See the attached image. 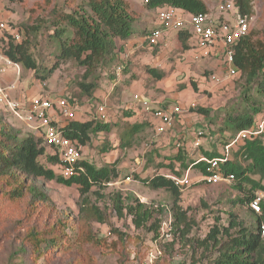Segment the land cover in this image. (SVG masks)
Masks as SVG:
<instances>
[{"label": "rangeland", "instance_id": "obj_1", "mask_svg": "<svg viewBox=\"0 0 264 264\" xmlns=\"http://www.w3.org/2000/svg\"><path fill=\"white\" fill-rule=\"evenodd\" d=\"M7 1L5 3L6 13H11L10 15L13 17L11 19L14 23H17L22 29L25 26L39 28L36 34L29 37L31 52L39 65L38 71H29L19 65L21 68L20 79H26L30 83L27 90L35 87L37 93L52 99H57L66 94L73 95L79 101L77 103V118L79 119L80 116L82 120L95 119L98 106L101 103L108 104L109 122L113 124V130L101 137H92L90 144L83 148L84 159L95 167L101 168L107 164H115L118 169V179L114 180L112 185H105L102 189L93 188L89 195L91 202L103 209L106 208L105 210L108 212V224L91 222L97 238L106 239L108 244L117 241L118 237L112 233L110 227L116 226L124 229L123 223L126 227L127 222H129L127 220L125 222L116 221V214L109 206V204L112 205L110 195L117 191H121L123 194L131 192L138 199L145 200L150 205L161 204L169 207L172 203V196L168 191L152 190L145 183V180L158 175L170 176L174 172L180 173V177L188 174V170H183L178 163L175 164L173 161L176 155V148L173 144L174 137L183 135V147L189 148L193 136L191 133L196 128L203 127L206 128L205 138L217 137V140L212 139L209 145L218 147L216 149H219L218 152H220L223 146L227 144V139H223L222 134L226 131L231 133V130H226L229 116L240 115L246 112L249 107H254L259 111L254 116L255 120L259 121L264 118V96L257 93L256 87H253L246 95L243 86L245 84L241 75L230 81L215 82L214 76L221 69L215 62L217 58L203 56V58L197 59L193 56L191 60L186 57L188 56L186 53L181 54L177 51L175 36H170L160 48H150L142 41L143 45L135 53L130 54L128 62L125 63L127 73H123L119 83H115L114 78L104 76L105 69L101 68L97 72L98 89L93 98L82 96L79 83L83 79L85 69L75 61H68L59 65L57 40L51 36L56 31L53 22L57 21L62 26L65 25L61 21L60 15L81 11V9L88 10L85 5L86 0H10L8 3ZM124 1L130 6L136 18V35L144 36L140 32L149 31L153 27L156 21V12L147 8L146 0ZM219 2L206 0L210 11H214ZM251 2L254 7V15L250 26L252 31L256 33L255 38L262 39L264 37V0H251ZM54 10L56 14H53ZM213 13H216V9ZM69 35L71 36V32ZM124 52L126 51L124 50ZM150 68L165 71L166 77L162 81H156L147 72ZM92 81L95 80L92 79ZM137 92L146 93L153 100H160L167 107L180 106L184 110L182 115L188 116L187 121L184 126L179 123L174 131L164 135H158L156 127L152 126L151 122L150 127H146L144 131L133 138L131 147L120 149V139L128 125L147 122L145 117L140 114L139 107H134L136 106L133 103L134 95ZM12 102L19 104L16 97L12 99ZM11 113L13 115L10 117L8 113L0 110V116L5 123L19 131L24 137L30 135L32 132L23 119L25 117L23 112H18L22 120L18 113L14 111ZM184 116L182 118L183 123ZM34 122H31L32 125L35 124ZM185 126L186 130H184ZM223 129L224 131H222ZM210 131H214V135H211ZM204 142H208V139H205ZM104 148H107L108 151L104 152ZM205 151L207 152L206 148L203 147L199 152L188 156L190 166L191 162L199 157L201 152L204 153ZM49 153L50 151L41 158V163L47 168L52 167L48 161V157L51 155ZM137 159H139L140 165L136 164ZM172 164H175L174 172L169 168ZM54 170L59 174L57 168ZM198 176V171L192 168L189 179ZM253 177L256 180L259 179L258 176ZM127 178H130V181H127ZM27 184L35 186L38 190L45 189L50 198L48 205L52 207L53 211L51 213L43 211L44 220L38 228H43L45 221H47L46 225H53L56 221H65L68 223L66 231L74 241L78 235L80 187H67L56 181L43 179H32ZM237 185V180L230 184L211 186L202 183L195 184L194 182L191 187L182 191L181 206L196 223L187 239L203 240L215 225L224 228L229 227L230 221L233 220L231 215L236 217L237 223L241 222L245 227L255 226L256 220L249 206L239 204L238 200L247 195H260L261 191L253 192L251 187L246 184L240 190ZM98 194L104 196L101 198ZM261 195L264 197V193ZM31 197V194L27 196L28 199ZM27 198L20 204H14L8 208H6L7 204L4 200H0V210L3 211L1 214L3 222L0 227V264H77L85 253L95 257L99 264H130L131 260L128 257L130 255L133 257L135 251L140 252V243H145L147 240L145 233L133 231L128 227L127 233L130 234L131 238L126 249L121 248L113 251L112 248H107L99 250L92 244L75 245L70 251L61 254L56 253L47 261L46 259L39 260L36 257H30V259L27 255H20L19 253L16 255L20 242L17 220L22 215V208L28 205ZM261 235L264 239V234L261 233ZM183 244L184 249H186L188 244L185 241ZM201 253L202 251L197 254L196 258L200 257ZM213 253L214 250H211L205 255L212 260L215 255ZM176 261H180L181 264H192V252L183 250V253L180 252L177 256ZM207 261L209 260H206L205 263Z\"/></svg>", "mask_w": 264, "mask_h": 264}, {"label": "trees", "instance_id": "obj_2", "mask_svg": "<svg viewBox=\"0 0 264 264\" xmlns=\"http://www.w3.org/2000/svg\"><path fill=\"white\" fill-rule=\"evenodd\" d=\"M232 1L235 10L243 16H247L252 22L254 7L251 0ZM85 5L88 10L81 9V11L60 15L61 21L65 25L62 26L57 21L53 22L56 31L51 37L57 40L59 65L75 61L85 69L79 88L82 96L93 98L98 89L97 72L101 68L105 69L104 76L114 78L115 82L118 78L116 75L118 68H121V74L127 73L125 63L128 62L130 55L124 52L121 42H126L136 35V18L124 0H86ZM146 6L151 11L166 6L173 7L183 11L186 15L210 12L206 0H151L146 3ZM53 14H56L55 10ZM10 21L13 22L14 27L20 30L23 39L19 44H14L11 39L9 41L2 40L0 53L10 62L20 65L26 70L38 71L39 65L31 52L29 37L36 34L39 28L25 26L22 29L12 19ZM69 32H71V36ZM140 33L145 36L148 31ZM178 36L181 50H187L190 33L179 31ZM255 36L256 33L252 31L251 27L249 35L243 38L236 48L235 60L244 80V93L247 95L253 87H256L257 93L264 96V37L258 39ZM147 72L156 81H161L166 77L163 71L148 69ZM92 79L95 81L93 82ZM65 97L70 98L69 101L72 103L79 102L78 98L69 94L59 98ZM200 111L203 112L202 109ZM258 113V109L249 107L246 112L240 115L229 116L226 130H231V133L236 135L240 131L251 128L255 123L254 116ZM146 127H150V123L146 121L128 125L120 139V149L131 147L133 138L144 131ZM112 130L113 124L109 121L101 122L96 118L92 120L77 118L64 128V135L84 148L90 144L92 137H101L105 133L109 134ZM31 132L30 135L22 136L19 131L5 123L0 116V200H4L7 204L6 208H8L14 204H20L29 194L32 196L30 199L27 198L28 205L22 208V215L17 220L20 242L16 255L19 253L27 255L28 258L36 257L39 260L46 259L47 261L56 253L70 251L75 245L92 244L99 250L126 249L131 238L127 233V229L130 227L133 231L137 230L147 236L145 243H140V252L135 251L136 262H132L131 255L128 257L131 260L130 264H138L152 250L148 246V240L160 237L163 223L172 215L173 240L159 244L162 256L157 261L158 264H181L176 259L180 252L183 253V250L192 252V264H264V239L261 235V227L264 226V199L261 203L260 214H254L251 211L256 220L254 227L248 228L241 222L237 223L236 217L231 215L233 220L230 221L229 227L215 225L205 239L191 240L187 237L196 223L181 206L182 191L171 179L162 175L145 180V183L152 190L168 191L172 196V203L169 207L161 204L142 203L131 192L123 194L121 191H117L110 195L112 200V205L109 204L110 209L112 208V211L115 212L117 222H125V220L129 222L126 227L123 223L125 230L116 226L110 227L112 233L118 236L117 241L108 244L106 239H98L91 222L108 224V212L105 210L106 208L103 209L91 202L89 195L93 188L102 189L105 185H112V182L119 176L117 167L115 164H107L97 168L84 159L79 164L84 171L70 179H65L54 170L58 169L61 163L58 151L47 148L41 135H37V131V134L34 131ZM48 151L51 154L48 155V161L52 165L50 168L41 163L42 156L47 155ZM103 151L107 152L108 149L104 148ZM205 155L209 158L219 156L217 152L205 153ZM149 161L151 162V160ZM173 161L179 163L183 170H187L190 166L188 156L181 150L175 155ZM197 167L200 170L205 169L203 164H199ZM169 168L174 172L175 164L170 165ZM223 168L224 171L235 175L238 189L242 190L243 185L246 184L251 187L253 192L264 193V141L255 139L245 142L239 147L235 159L226 163ZM174 174L180 176L178 172H174ZM253 176H258L259 179L256 180ZM32 179L56 181L67 187H80L79 226L78 235L74 241L66 231L68 223L65 221H56L53 225H46L47 221H45L43 228H38L44 220L43 211L51 213L53 210L48 205L50 198L45 189L38 190L35 186L27 184ZM98 196L102 198L104 195L98 194ZM254 197L255 194L247 195L239 199L238 203L248 205ZM2 212L0 210V227L3 222ZM22 230L24 231L22 232ZM234 230L236 232H233ZM184 241L188 244L186 249L183 246ZM211 250H214L213 254H215L212 260L205 255ZM200 251H202L200 257L196 258ZM185 260H187L186 257ZM206 260L209 261L205 263ZM77 264L99 263L95 257L85 253Z\"/></svg>", "mask_w": 264, "mask_h": 264}, {"label": "built area", "instance_id": "obj_3", "mask_svg": "<svg viewBox=\"0 0 264 264\" xmlns=\"http://www.w3.org/2000/svg\"><path fill=\"white\" fill-rule=\"evenodd\" d=\"M6 1L0 0V42L11 39L14 44H19L23 36L20 30L12 25L13 22L7 18ZM150 1L146 0V3ZM218 1L220 2L215 8L216 13L210 11L205 14L186 15L183 11L173 7L166 6L158 9L156 13L157 26L147 35V45L150 48L161 45L165 36L170 31H188L191 36L189 40L192 42V48L198 53L197 57L213 56L219 59L223 68V75L215 76V82L219 83L235 79L239 75V70L235 66L236 48L239 42L249 35V18L235 10L232 0ZM0 58L5 60L8 65L12 64L1 53ZM13 65L19 70V65ZM116 75L120 77L121 68L117 69ZM12 88L4 89L0 87V105H6L16 112L19 109V104L13 103L8 93V90ZM69 100L70 98L68 97L52 99L38 95L30 101V106L24 115L25 117H23L31 128V122L35 121L34 123L38 124L36 130L40 132L47 148L58 151L61 163L57 170L60 176L65 179H70L84 171L79 166L80 162L84 160L83 148L64 135V128L69 122L77 119L78 104L76 102L72 103ZM135 100L142 102L143 112L149 116V121L154 123L159 135L171 130L182 114L180 106H176L171 110H165L163 108L154 109L149 105L148 101L141 100L137 95L135 96ZM107 107L105 103L98 106L96 119L101 122L108 121L109 113ZM197 135L199 138L195 143L196 148L200 146L201 137L204 136L202 128L198 129ZM258 136H264V121L249 130L242 131L235 142L253 139ZM230 146L232 144L228 145L226 149H229ZM203 160L207 162L208 166L205 175L202 176L200 181L213 185L221 182H229L234 179L233 175H225L221 168V164L226 161V156L223 159ZM173 179L178 185H190L188 178H184L183 180ZM127 181H130V178H127ZM260 200V198H257L250 203L251 209L256 213L261 211ZM172 222L173 220L170 216L162 225L160 237L148 240V246L152 250L138 264H158L157 261L162 256L159 244L173 240ZM133 255L131 260L132 262H136L137 255L136 253H133Z\"/></svg>", "mask_w": 264, "mask_h": 264}, {"label": "crops", "instance_id": "obj_4", "mask_svg": "<svg viewBox=\"0 0 264 264\" xmlns=\"http://www.w3.org/2000/svg\"><path fill=\"white\" fill-rule=\"evenodd\" d=\"M154 12H156L157 13V10L156 11H154ZM155 13V14H156ZM11 14V13H10ZM9 13L7 14V18H9V20H11V15H10ZM13 18V17H12ZM157 26V24H156V21H155V23L153 24V27L148 31V34L150 33V31L151 30H153L155 27ZM147 34V35H148ZM178 34H179V32H177V31H170L166 36H165V40L163 41V43L165 42V41H168V39H169V37L170 36H175V38H176V43H177V51L179 52V53H181V54H185L186 53V55H188V56H186V57H188V58H190L191 60H192V58H193V56H195V58H197V59H200V57H197L198 56V53H196V50L194 49V48H192L193 47V45H192V42L189 40L188 42H187V44H188V49L187 50H181V44H180V40H179V36H178ZM147 35H145V36H138V35H134L130 40H128V41H126V42H121V45H122V47L124 48V50L127 52L126 54H132V53H135V51H137L138 49H139V47L141 46V45H143V43H142V41L147 45V43H146V37H147ZM162 43V44H163ZM161 44V45H162ZM161 45H159V46H157V47H154V48H160V46ZM148 46V45H147ZM149 47V46H148ZM123 53V52H122ZM193 53V54H192ZM123 55V54H122ZM215 62L217 63V65H219V60L217 59V60H215ZM14 63H12L11 65H8L6 62H5V60H3V59H1L0 58V87L1 88H4V89H9L10 87H13L12 89H10V90H8V93H9V96H10V99L12 100L13 98H17L18 100H19V109H18V111H17V113L20 111V112H23V115H25L26 114V111H27V109L29 108V106H30V101L34 98V97H36V96H38V95H41V93H37V91H36V89H35V87H32L30 90H27V86L30 84V83H28L27 82V80L25 79V80H21L20 79V74H21V68H20V66H19V70L13 65ZM150 69H152V68H150ZM156 70V69H155ZM157 71H159V70H157ZM164 73H165V71H163ZM166 74V73H165ZM122 75L123 74H121V76L120 77H118L117 78V80H116V82L115 83H119L121 80H122ZM26 81V82H25ZM162 81V80H161ZM159 82V81H158ZM114 83V84H115ZM39 92V91H38ZM139 96L140 98H141V100H143V101H148L149 102V105L151 106V107H153L154 109H156V108H163V109H167V110H169V109H173V107H175V106H170V107H167V106H165L164 105V103H162L160 100H153L149 95H147L146 93H143V92H137V94L135 93V95H134V104L136 105V106H134V107H139V112H140V114L142 115V116H144L145 117V120H149V119H147L149 116L148 115H146V113H144L143 112V110H142V102H140V101H136L135 100V96ZM145 95V96H144ZM18 102V101H17ZM18 104V103H17ZM108 105V104H107ZM24 107H26L25 109H26V111H24L25 109H23ZM0 110L2 111H4L5 113H8L9 114V116L11 117V115H13L11 112H13V110L11 109V108H9V107H7L6 105H0ZM184 111V110H183ZM16 113V112H15ZM19 114V113H18ZM22 114V113H21ZM20 115V114H19ZM18 116V115H17ZM184 116V115H183ZM183 116H180L178 119H179V122H181L182 124H185V122L187 121V117H185L184 116V123H183V121H182V118H183ZM20 118V117H19ZM21 119V118H20ZM79 119H81L80 118V116H79ZM22 120V119H21ZM24 121V120H23ZM26 123V122H25ZM27 125H28V128H29V130L30 131H34V132H36L37 130H36V126L38 125L37 123H35V124H33L32 125V128L31 127H29V124L28 123H26ZM178 124H176V126H177ZM36 130V131H35ZM184 130H186V126L184 127ZM37 132H38V134H37ZM36 132V134L38 135V136H40V132L39 131H37ZM184 134V133H183ZM175 138V137H174ZM193 140V139H192ZM192 140L190 141V145H191V143H192ZM206 148V150H207V152L205 151L204 153H202L201 152V155H205V153H211L212 151H214V152H217V153H221V151L220 152H218L219 151V149H216V148H218V147H211L210 145H209V143L208 142H204L203 141V144H202V147H201V149H199L198 150V152L200 151V150H202V148ZM188 149V148H187ZM200 155V156H201ZM137 165H140L141 163L139 162V159H137V163H136Z\"/></svg>", "mask_w": 264, "mask_h": 264}, {"label": "clouds", "instance_id": "obj_5", "mask_svg": "<svg viewBox=\"0 0 264 264\" xmlns=\"http://www.w3.org/2000/svg\"><path fill=\"white\" fill-rule=\"evenodd\" d=\"M214 11H215V8H214ZM249 24H250V20H249ZM250 30H251V26H250ZM249 33H250V31H249ZM247 37V36H246ZM245 38V37H244ZM236 55V54H235ZM215 58H217V57H215ZM218 59V58H217ZM219 60V59H218ZM221 69H220V71L215 75V76H221V75H223V68H222V66H221V64H220V62H219V65H218ZM235 66H236V60H235ZM237 67V66H236ZM237 69H238V67H237ZM240 71H239V75L238 76H240ZM121 76V75H120ZM214 76V77H215ZM237 76V77H238ZM236 77V78H237ZM176 107V106H175ZM175 107H173V108H175ZM182 109V108H181ZM165 110H167V109H165ZM169 110H171V109H169ZM109 111V110H108ZM182 114H183V109H182ZM181 114V116H183ZM97 115V114H96ZM147 119H149V117L147 118ZM108 121H109V118H108ZM262 121H264V118H262V119H260L259 121H256L255 120V123H254V125L251 127V128H253L254 126H256L257 124H259L260 122H262ZM147 122L148 123H150V125H151V121H149V120H147ZM179 123H181V122H179V119H178V122H176L175 123V125H174V127L171 129V130H169L168 132H170V131H174V128L176 127V124H179ZM182 124V123H181ZM152 126H154V127H156L155 125H154V123H152ZM182 126H184V124H182ZM200 128H202L203 129V131H204V136L203 137H201V140H200V142H201V144H200V146L199 147H195V143H196V141L198 140V135H197V133H198V129H200ZM251 128H249V129H251ZM249 129H247V130H249ZM243 131H246V130H243ZM168 132H166V133H164V134H167ZM212 134L211 135H214V131H210ZM242 131H240L239 133H237L236 135H233L232 133H229L228 131H226L225 133H223L222 134V138L223 139H227V144L226 145H224L223 146V148L221 149V153H218L219 154V156L218 157H214V158H209L207 155H201V156H199V157H197V158H195V160L193 161V163L191 164V166L187 169L188 170V174H186L185 176L183 175V176H176L175 174H173V175H170V176H165L166 178H168V179H171L173 182H174V184L181 190V191H184L186 188H188V187H191L193 184H194V182H195V184L196 183H204V184H207L206 182H204V181H200V179L202 178V176H204L205 175V173H206V168H207V162L206 161H204L203 159H206V160H212V159H216V158H218V159H223L225 156H226V161L225 162H223L222 164H221V168H222V170H223V172H224V174L225 175H233L234 176V179L232 180V181H229V182H221V183H218V184H213V185H221V184H230V183H232V182H234L235 180H236V178H235V175L233 174V173H228V172H226V171H224V165L226 164V163H228V162H232L235 158H234V156H235V154L237 153V151L239 150V147L240 146H242V145H244V143L245 142H247V141H251V140H255V139H262L263 141H264V136H258V137H254L253 139H245V140H241V141H237V142H235V140L237 139V137H238V135L241 133ZM164 134H161V135H164ZM191 134H193V136H192V143H191V147H189L188 149L187 148H185V147H183V135H179V136H176L175 137V140L173 141V144L175 145V148H176V155H177V153L181 150V151H183L184 152V154L185 155H187V156H192L193 154H195L196 152H198V150L199 149H201V147H202V144H203V141H205V139H208V143H210V141L212 140V139H216L217 140V137H211V138H205L206 137V128H203V127H198V128H196L195 130H194V132H192ZM159 135V134H158ZM228 136V137H227ZM233 141H234V144H233ZM230 144H232V146H230V148L229 149H226V147L228 146V145H230ZM212 152H214V151H212ZM211 152V153H212ZM175 157V156H174ZM175 164L177 163V162H174ZM179 164V163H178ZM199 164H203V166H204V170H200V168H198L197 167V165H199ZM179 166H180V164H179ZM192 168H195V170L196 171H198V177H196V178H194V179H189V173H190V171L192 170ZM162 176H164V175H162ZM173 178H176L177 180H183L184 178H188L189 179V181H190V185L189 186H181V185H178V184H176V182L174 181V179ZM191 182H192V184H191ZM207 185H209V186H211V184H207ZM263 192H261V194H262ZM256 195L249 203H248V206H249V208H250V210L254 213V214H260L261 213V211L259 212V213H256V212H254L252 209H251V207H250V203L253 201V200H255V199H257V198H260L261 200H260V208H261V203H262V200L264 199V197H263V195ZM141 202L142 203H147L145 200L143 201L142 199H141ZM171 217H172V220H173V216L171 215ZM172 224H173V222H172ZM172 227H173V225H172ZM261 233H263L264 234V226H262L261 227ZM155 239V238H154Z\"/></svg>", "mask_w": 264, "mask_h": 264}]
</instances>
